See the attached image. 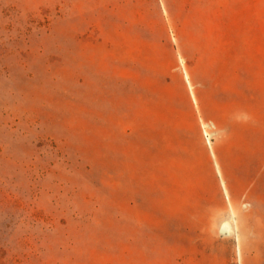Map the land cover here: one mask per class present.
<instances>
[{"label": "rangeland", "instance_id": "rangeland-1", "mask_svg": "<svg viewBox=\"0 0 264 264\" xmlns=\"http://www.w3.org/2000/svg\"><path fill=\"white\" fill-rule=\"evenodd\" d=\"M225 2L0 0V264H264L198 253L231 57L264 99Z\"/></svg>", "mask_w": 264, "mask_h": 264}, {"label": "crops", "instance_id": "crops-1", "mask_svg": "<svg viewBox=\"0 0 264 264\" xmlns=\"http://www.w3.org/2000/svg\"><path fill=\"white\" fill-rule=\"evenodd\" d=\"M225 21L216 32L232 47L263 41L264 0H226ZM229 35H228V34ZM229 62L228 85L221 87V98L210 99L208 115L218 128L216 203L206 206L204 221L213 226L212 236L204 238L198 253L264 260V99L257 92L261 81L241 73L238 56ZM260 83V84H259ZM228 211L232 216L228 217ZM229 224L232 233L218 238L216 225ZM236 225V228H233ZM234 233H236L235 238ZM236 240L238 247H236ZM202 249V250H201ZM261 264V263H260Z\"/></svg>", "mask_w": 264, "mask_h": 264}, {"label": "bare ground", "instance_id": "bare-ground-1", "mask_svg": "<svg viewBox=\"0 0 264 264\" xmlns=\"http://www.w3.org/2000/svg\"><path fill=\"white\" fill-rule=\"evenodd\" d=\"M232 228L229 224H225L224 226L222 225V232L224 235H229L230 233H232Z\"/></svg>", "mask_w": 264, "mask_h": 264}]
</instances>
